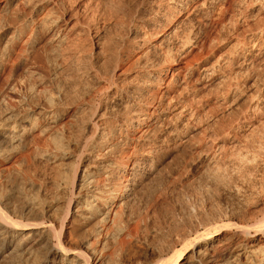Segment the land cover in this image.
Returning <instances> with one entry per match:
<instances>
[{"label": "bare ground", "instance_id": "bare-ground-1", "mask_svg": "<svg viewBox=\"0 0 264 264\" xmlns=\"http://www.w3.org/2000/svg\"><path fill=\"white\" fill-rule=\"evenodd\" d=\"M150 3L146 14L117 0L3 1L0 264H264V202L241 200L212 149L232 145V124L195 140L171 66L245 0ZM135 50L139 65L121 71ZM202 71L228 78L212 63ZM172 152L235 204L207 213L169 198L162 161Z\"/></svg>", "mask_w": 264, "mask_h": 264}, {"label": "rangeland", "instance_id": "rangeland-1", "mask_svg": "<svg viewBox=\"0 0 264 264\" xmlns=\"http://www.w3.org/2000/svg\"><path fill=\"white\" fill-rule=\"evenodd\" d=\"M3 1L0 0V21L10 20L2 13ZM117 1L126 10L147 7L143 11L146 14L152 6V0ZM19 9H23L22 4ZM223 10L222 5H217L210 20L218 21ZM230 15L233 22L225 27L211 22L209 27L202 28L189 50L176 57V63L171 66L176 73L174 90L180 91L188 109L194 110L195 140L201 143L214 141L219 128L232 124L228 129L232 145L219 150L213 143L212 149L216 150L219 164L227 168L232 184L241 187V200L253 205L257 201L264 202V0H245L241 6L232 4L228 14L224 15L226 21ZM145 32L146 35L151 33ZM139 55L140 50L133 51L119 69L135 68L139 65ZM241 61L245 70L228 77L230 70L236 71L235 65ZM210 63L216 67L217 75L228 77L222 85L202 77L203 66ZM166 79L169 81L170 76ZM228 98L232 101L229 106V102L226 103ZM203 125H209V129L203 130ZM242 156L248 158V163L238 162ZM183 157L188 160L191 153L186 150ZM162 174L169 198L192 202L195 208L204 207L207 213L236 202L228 193L218 195L219 191L213 192V181L205 180L195 168H187L177 152L162 161Z\"/></svg>", "mask_w": 264, "mask_h": 264}]
</instances>
